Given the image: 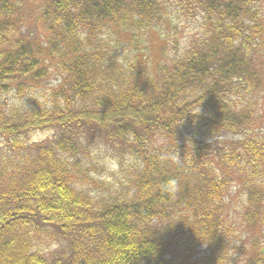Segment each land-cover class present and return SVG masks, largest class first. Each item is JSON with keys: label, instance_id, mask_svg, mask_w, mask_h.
I'll return each instance as SVG.
<instances>
[{"label": "trees", "instance_id": "trees-1", "mask_svg": "<svg viewBox=\"0 0 264 264\" xmlns=\"http://www.w3.org/2000/svg\"><path fill=\"white\" fill-rule=\"evenodd\" d=\"M176 10L199 28L181 53L151 71L125 75L100 48L112 34L151 28ZM38 22L41 37L0 50V144L7 147L0 157V264L229 260L223 198L237 182L248 198L242 219L260 224L264 139L214 145L210 138L264 124L247 102L264 88L258 0H41ZM51 66L62 81L50 104L14 111L1 100L13 91L33 94ZM39 132L51 138L34 141ZM100 143L139 164L121 197L105 204L77 189L69 168ZM171 179L177 191L166 188ZM164 225L181 230L167 235ZM185 232L187 252L176 246ZM42 235L59 244L48 257L34 245ZM200 245L207 254L192 259ZM243 264L264 259L251 255Z\"/></svg>", "mask_w": 264, "mask_h": 264}, {"label": "rangeland", "instance_id": "rangeland-1", "mask_svg": "<svg viewBox=\"0 0 264 264\" xmlns=\"http://www.w3.org/2000/svg\"><path fill=\"white\" fill-rule=\"evenodd\" d=\"M259 7L264 10V0H258ZM11 7V8H9ZM41 10V0H0V50L12 46V42L20 37H41L45 29L38 22ZM199 24L181 11H173L168 16L148 29H135L123 35L110 36L108 47H100L108 55L111 62L116 63L125 75L147 73L152 66L180 52L189 44L190 37L197 32ZM264 47V46H262ZM264 56V53L261 52ZM117 70V69H116ZM62 81V75L55 67H50V74L39 89L33 94L17 97L16 92L3 95L1 100L14 111L40 104H50L53 100V90ZM251 90V88H250ZM247 102L251 107L261 110L264 118V88L255 89L248 94ZM49 132L34 134L33 140H47L51 138ZM248 136L264 139V124L256 130H242L241 132H221L210 138V142L219 145L223 142L243 141ZM7 147L0 144V157L5 158ZM77 161L70 160L69 168L73 173L74 186L88 193L99 204L109 203L121 197L124 185L131 176L139 170V164L102 143L89 147L88 156H80ZM80 159V160H79ZM10 166V164H7ZM247 193L237 182H233L223 198L221 214L224 220L223 229L227 231L230 240L229 260L222 264H243L245 260L256 255L264 259V217L260 224L249 225L242 219L247 209ZM167 235H173L180 226L161 228ZM181 230V229H180ZM184 236L177 241L176 246L185 249ZM34 245L47 257L55 251L59 244L49 235H42L34 241ZM204 245L196 248L192 259L204 258Z\"/></svg>", "mask_w": 264, "mask_h": 264}, {"label": "clouds", "instance_id": "clouds-1", "mask_svg": "<svg viewBox=\"0 0 264 264\" xmlns=\"http://www.w3.org/2000/svg\"><path fill=\"white\" fill-rule=\"evenodd\" d=\"M177 159H179L178 155H177ZM169 187L171 188V190L177 191L179 188L178 181L176 179L169 180L167 182L166 188H169Z\"/></svg>", "mask_w": 264, "mask_h": 264}]
</instances>
